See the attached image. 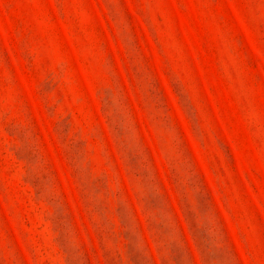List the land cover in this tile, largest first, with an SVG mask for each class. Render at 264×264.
<instances>
[{"label": "rangeland", "instance_id": "rangeland-1", "mask_svg": "<svg viewBox=\"0 0 264 264\" xmlns=\"http://www.w3.org/2000/svg\"><path fill=\"white\" fill-rule=\"evenodd\" d=\"M0 264H264V0H0Z\"/></svg>", "mask_w": 264, "mask_h": 264}]
</instances>
